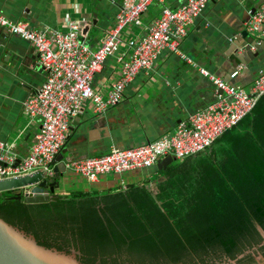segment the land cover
Instances as JSON below:
<instances>
[{
    "label": "crops",
    "instance_id": "obj_1",
    "mask_svg": "<svg viewBox=\"0 0 264 264\" xmlns=\"http://www.w3.org/2000/svg\"><path fill=\"white\" fill-rule=\"evenodd\" d=\"M184 1L152 2L141 17V25L130 27V34L143 36L163 6L175 10ZM120 4L121 0H0V14L41 31L64 30L69 21L90 20L95 14L97 30L90 29L85 37L80 35L90 48H95L104 32L113 26ZM252 6L248 0H211L180 43L182 54L197 67L246 93L251 91L255 77L264 71V52L258 59L247 58L248 63L237 66L238 74L234 77L227 74L224 53L225 47L244 31L247 11ZM117 76L114 57H109L95 75L92 87L102 92ZM44 79L45 72L32 45L0 28V141L12 143L16 163L28 154L41 124L39 118L30 119L24 114L22 104ZM217 96L207 78L175 54L163 51L154 67L138 73L124 88L121 101L103 115H96L89 102L83 106L69 123V136L62 147L64 157L68 160L100 156L111 147H135L170 135L181 121L214 103ZM202 153L174 159L161 171L155 167L107 175L96 182L66 170L58 190L64 195L80 192L100 196L125 191L129 186H145L154 191L167 171L176 173L183 161L188 164Z\"/></svg>",
    "mask_w": 264,
    "mask_h": 264
},
{
    "label": "trees",
    "instance_id": "obj_2",
    "mask_svg": "<svg viewBox=\"0 0 264 264\" xmlns=\"http://www.w3.org/2000/svg\"><path fill=\"white\" fill-rule=\"evenodd\" d=\"M217 156L182 177L167 171L156 189L97 195L59 190L44 203L0 194V218L39 245L78 253L81 264H257L264 258V95ZM215 161V162H213Z\"/></svg>",
    "mask_w": 264,
    "mask_h": 264
},
{
    "label": "built area",
    "instance_id": "obj_3",
    "mask_svg": "<svg viewBox=\"0 0 264 264\" xmlns=\"http://www.w3.org/2000/svg\"><path fill=\"white\" fill-rule=\"evenodd\" d=\"M154 1L166 0H121L113 26L104 32L95 48L81 39L76 21H69L64 30L41 31L0 14V28L31 44L45 72L43 84L22 104L28 118L41 120L40 130L28 154L18 163L12 143L0 141V180L37 171L46 178L51 177L54 159L69 136V123L83 106L89 102L96 115H103L121 101L124 88L138 73L154 67L163 51L175 54L207 78L218 93L217 100L189 115L170 135L135 147H111L101 156L70 158L64 163L67 171L88 182H96L102 176L155 168L167 155L182 160L210 147L253 110L264 95V71L255 77L251 91L246 93L241 87L197 67L180 50L190 25L211 0H185L175 10L163 6L159 17L150 23L143 36L131 35L130 27L141 25L142 15ZM244 28L257 42L264 40V3L253 13L247 11ZM109 57H114L118 76L99 92L93 89L92 83ZM237 74L235 70L231 76ZM21 191L17 193L23 195Z\"/></svg>",
    "mask_w": 264,
    "mask_h": 264
},
{
    "label": "water",
    "instance_id": "obj_4",
    "mask_svg": "<svg viewBox=\"0 0 264 264\" xmlns=\"http://www.w3.org/2000/svg\"><path fill=\"white\" fill-rule=\"evenodd\" d=\"M100 2L101 0H96ZM253 3L249 9L253 13L264 0H248ZM96 15H92V19H83L77 23L79 33L82 37L87 36L90 29L97 30L96 28ZM249 35V37H248ZM225 57L227 59V74L231 75L237 66L248 63V59L254 61L258 59L264 52V40L257 42L256 38L244 31L236 36L226 47ZM227 83V81H225ZM247 116V115H246ZM245 116V117H246ZM238 124V123H237ZM236 124V125H237ZM70 128V127H69ZM228 145V137L217 142L211 152L208 150L188 163L186 166L188 170L194 168L196 164L201 161H209L207 156H217L219 159L220 151ZM65 151L60 149L59 153L54 159L53 175L51 177H44V174L37 171L31 175L21 176L16 178H9L0 180V194L11 191L22 190L24 193H16L8 197V200L20 201L26 204L44 203L49 201L50 195L59 188V180L64 178L66 173L64 163L67 159L64 157ZM174 161L171 155H167L159 160L156 164L158 171L164 169ZM215 162V161H213ZM178 177H182V168L174 173ZM154 186V185H153ZM259 234L261 235L264 243V231L256 226ZM78 253L71 249L69 253L58 251L55 248H46L39 245L32 235L26 234L22 230L8 224L0 218V264H81L77 259ZM257 262L263 261L261 255L255 257ZM235 264L234 261H231Z\"/></svg>",
    "mask_w": 264,
    "mask_h": 264
},
{
    "label": "flooded vegetation",
    "instance_id": "obj_5",
    "mask_svg": "<svg viewBox=\"0 0 264 264\" xmlns=\"http://www.w3.org/2000/svg\"><path fill=\"white\" fill-rule=\"evenodd\" d=\"M258 231V230H257ZM261 236V235H260ZM261 244H263L264 245V243H263V241L261 242ZM257 262V261H256ZM186 264H197L196 262H191V263H186ZM199 264V263H198ZM257 264H264L263 263V261H259V262H257Z\"/></svg>",
    "mask_w": 264,
    "mask_h": 264
},
{
    "label": "rangeland",
    "instance_id": "obj_6",
    "mask_svg": "<svg viewBox=\"0 0 264 264\" xmlns=\"http://www.w3.org/2000/svg\"><path fill=\"white\" fill-rule=\"evenodd\" d=\"M105 154H107V152H105ZM105 154H103V155H105ZM101 156V155H100Z\"/></svg>",
    "mask_w": 264,
    "mask_h": 264
}]
</instances>
